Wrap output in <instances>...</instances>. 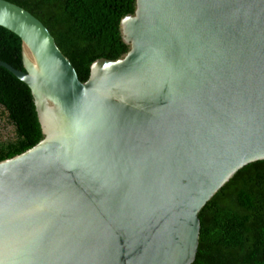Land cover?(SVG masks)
<instances>
[{
    "label": "water",
    "instance_id": "1",
    "mask_svg": "<svg viewBox=\"0 0 264 264\" xmlns=\"http://www.w3.org/2000/svg\"><path fill=\"white\" fill-rule=\"evenodd\" d=\"M41 139L0 162V264H193L199 213L264 161V0H134L80 82L0 0Z\"/></svg>",
    "mask_w": 264,
    "mask_h": 264
},
{
    "label": "trees",
    "instance_id": "2",
    "mask_svg": "<svg viewBox=\"0 0 264 264\" xmlns=\"http://www.w3.org/2000/svg\"><path fill=\"white\" fill-rule=\"evenodd\" d=\"M5 1L25 9L46 27L80 82L87 80L95 60H116L126 52L118 26L133 12L134 0ZM20 52V40L0 27V61L22 70ZM40 139L29 89L0 68V162L32 148ZM198 217L193 264H264V161L239 170Z\"/></svg>",
    "mask_w": 264,
    "mask_h": 264
},
{
    "label": "flooded vegetation",
    "instance_id": "3",
    "mask_svg": "<svg viewBox=\"0 0 264 264\" xmlns=\"http://www.w3.org/2000/svg\"><path fill=\"white\" fill-rule=\"evenodd\" d=\"M11 130V128H8V131H10ZM2 131V130H1ZM2 134H6V132H2Z\"/></svg>",
    "mask_w": 264,
    "mask_h": 264
}]
</instances>
